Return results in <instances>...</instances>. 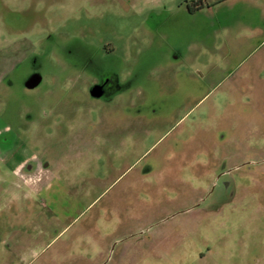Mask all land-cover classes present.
<instances>
[{"label": "rangeland", "instance_id": "1", "mask_svg": "<svg viewBox=\"0 0 264 264\" xmlns=\"http://www.w3.org/2000/svg\"><path fill=\"white\" fill-rule=\"evenodd\" d=\"M197 1L0 0V264H261L264 0Z\"/></svg>", "mask_w": 264, "mask_h": 264}, {"label": "flooded vegetation", "instance_id": "2", "mask_svg": "<svg viewBox=\"0 0 264 264\" xmlns=\"http://www.w3.org/2000/svg\"><path fill=\"white\" fill-rule=\"evenodd\" d=\"M197 2L202 3V0H198ZM36 68L37 66L35 64L32 65L30 73H35L37 71ZM99 68L98 74L91 81L89 86L90 97L99 102H108L121 98L120 95L123 93L124 89L128 87V85L121 82L119 76L117 75V71L115 70V66L110 64L100 66ZM35 165H37V163H34V165L27 163L24 168L26 172H32V170L35 169ZM41 165L44 167L42 162Z\"/></svg>", "mask_w": 264, "mask_h": 264}, {"label": "water", "instance_id": "3", "mask_svg": "<svg viewBox=\"0 0 264 264\" xmlns=\"http://www.w3.org/2000/svg\"><path fill=\"white\" fill-rule=\"evenodd\" d=\"M41 81V75L39 73H33L25 80L24 85L28 89L35 88Z\"/></svg>", "mask_w": 264, "mask_h": 264}, {"label": "crops", "instance_id": "4", "mask_svg": "<svg viewBox=\"0 0 264 264\" xmlns=\"http://www.w3.org/2000/svg\"><path fill=\"white\" fill-rule=\"evenodd\" d=\"M260 259H262V260H263V264H264V256H263V257H261ZM262 260H261V264H262Z\"/></svg>", "mask_w": 264, "mask_h": 264}]
</instances>
